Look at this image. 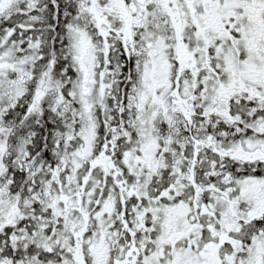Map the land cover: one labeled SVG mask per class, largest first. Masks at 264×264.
<instances>
[{"label": "snow or ice", "instance_id": "1", "mask_svg": "<svg viewBox=\"0 0 264 264\" xmlns=\"http://www.w3.org/2000/svg\"><path fill=\"white\" fill-rule=\"evenodd\" d=\"M0 264H264V0H0Z\"/></svg>", "mask_w": 264, "mask_h": 264}]
</instances>
